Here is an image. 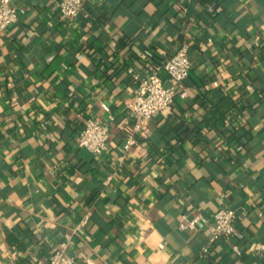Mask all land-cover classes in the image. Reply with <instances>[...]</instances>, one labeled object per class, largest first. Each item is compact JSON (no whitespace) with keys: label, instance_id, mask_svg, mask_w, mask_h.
<instances>
[{"label":"crops","instance_id":"1","mask_svg":"<svg viewBox=\"0 0 264 264\" xmlns=\"http://www.w3.org/2000/svg\"><path fill=\"white\" fill-rule=\"evenodd\" d=\"M11 2L24 11L0 34V264L56 247L72 264H264V0H84L72 20L56 0ZM182 44L174 102L124 149L127 70L145 76ZM216 90L242 97L235 135L205 117ZM87 118L109 123L102 154L76 145ZM222 206L235 233L211 240Z\"/></svg>","mask_w":264,"mask_h":264},{"label":"built area","instance_id":"2","mask_svg":"<svg viewBox=\"0 0 264 264\" xmlns=\"http://www.w3.org/2000/svg\"><path fill=\"white\" fill-rule=\"evenodd\" d=\"M83 3L84 0H56V7L61 18L72 20L82 10ZM23 11V8L14 6L11 0H0V34L8 29ZM190 69L188 46L182 44L163 63L155 64L145 76H139L131 69L127 70L135 86L133 97L124 109L120 124L124 134L122 143L124 149L136 145L138 136H144L148 132L149 122L155 113L170 108L178 86L188 76ZM162 73L166 78L162 77ZM102 108L107 111L109 109L106 104H102ZM109 119L112 121L111 116ZM109 138V123L96 118H87L78 128L75 142L78 147L99 155L106 151ZM237 216L236 210L231 207L218 208L213 213L212 224L207 229L210 239L233 235L236 229L234 219ZM201 220V215L197 214L189 220H182L179 228L184 231H194ZM254 249L264 253V240L256 242ZM233 250L239 253L237 247H233ZM36 264H72V258L63 248L56 247L51 249L45 262L38 261Z\"/></svg>","mask_w":264,"mask_h":264},{"label":"trees","instance_id":"3","mask_svg":"<svg viewBox=\"0 0 264 264\" xmlns=\"http://www.w3.org/2000/svg\"><path fill=\"white\" fill-rule=\"evenodd\" d=\"M217 89V88H216ZM215 90V89H214ZM214 100L206 99V111L205 117L207 120H214L218 117H227L228 121L232 125L233 129L231 130V134L235 135L238 132V128H242L245 126V118L242 122H239V119L243 117V114L240 115V110L238 109V103L242 100V97H234L229 93H219L217 90L213 92ZM237 122V123H236ZM235 123L237 125H235ZM239 123V124H238ZM235 127V128H234ZM243 135H237V138H240ZM245 143L243 144V147Z\"/></svg>","mask_w":264,"mask_h":264}]
</instances>
